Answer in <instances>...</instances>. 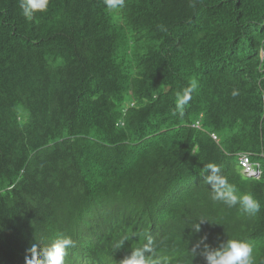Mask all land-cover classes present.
<instances>
[{
	"label": "trees",
	"instance_id": "trees-1",
	"mask_svg": "<svg viewBox=\"0 0 264 264\" xmlns=\"http://www.w3.org/2000/svg\"><path fill=\"white\" fill-rule=\"evenodd\" d=\"M19 2L0 0V264H25L58 234L73 241L65 264H116L136 248L117 247L116 221L170 235L161 263L205 264L204 244L242 236L264 264V189L255 215L226 209L242 219L233 234L191 228L211 190L195 165L238 175L242 136L264 132V0H49L31 20ZM240 57L244 74L227 77ZM154 95L166 125L134 129L132 103Z\"/></svg>",
	"mask_w": 264,
	"mask_h": 264
},
{
	"label": "clouds",
	"instance_id": "clouds-1",
	"mask_svg": "<svg viewBox=\"0 0 264 264\" xmlns=\"http://www.w3.org/2000/svg\"><path fill=\"white\" fill-rule=\"evenodd\" d=\"M48 3L49 0H20L19 9L24 18L31 20L37 13L46 12ZM106 3L108 7L116 8L122 7L124 0H106ZM260 53L262 57L264 55V50L261 49ZM233 59L234 61L229 66L227 77L244 74V68H247L243 66L242 57ZM189 93L190 90H186L178 97L176 105L177 113L178 107H182L190 99ZM157 101V97L154 95L152 97L149 96L148 99L144 98L141 104L132 103L133 111L142 114L138 120L134 118L135 116H132L134 122L131 124L139 123V125H135L136 128L134 129H146L155 127V125H166L162 123L155 113V108L158 106ZM137 105L143 106L139 107ZM124 111L126 112L127 109L124 108ZM179 124L185 126L186 122L183 120L180 121ZM187 125L195 129L200 128L199 123L194 124L191 122ZM129 126L130 124L127 127ZM132 130H130V132ZM262 131L261 129L254 132L253 129L242 136L243 142L241 145H245V147H240L235 150L238 175H234L231 171L229 175H225V172H221L219 166L214 163H209L210 160L195 165L200 167L201 172L199 176L201 180L204 181L202 184H209L211 190L208 191L209 196L203 198V203L207 211L201 215L202 218L194 221L191 225L194 232H199L200 225L205 221H209L220 228L223 233L233 234L238 229H231L241 223L242 219L236 215V212L226 213V209L229 210L239 206L240 213L243 212L250 216L259 212L260 204L254 199L251 192L255 191L258 187L264 189V179H262L263 170L261 169L263 165L260 161L264 159V132ZM209 135L211 139H215L213 134L210 133ZM214 142L217 143L218 140L216 139ZM195 149L199 150L196 146ZM170 169L175 175H178L180 166H173ZM131 174V178L134 181L140 180L142 175L141 172ZM121 226L118 227L116 221L113 226L109 227L110 230H112V228L117 229L118 238L121 240L117 247L123 246L125 240L126 244L136 248L130 252L124 249L114 251L113 258L116 264H171L157 261V252L163 245L171 241L170 235L166 234L161 229L158 230L156 225L151 222H146L141 225L133 224ZM137 230H143L141 237L137 234ZM85 238L88 242L94 243L93 232L87 234ZM140 238L141 242L137 245V240ZM246 240H248V237L242 236L228 239L218 248H210L207 244H204L200 254L203 256L205 264H253V246ZM72 245L73 241L71 237L65 236L64 234H58L55 239L44 247L34 243L28 250L29 255L25 257V264H65V257L68 254L67 250ZM199 247V244L196 245L192 249V254L195 253Z\"/></svg>",
	"mask_w": 264,
	"mask_h": 264
},
{
	"label": "bare ground",
	"instance_id": "bare-ground-1",
	"mask_svg": "<svg viewBox=\"0 0 264 264\" xmlns=\"http://www.w3.org/2000/svg\"><path fill=\"white\" fill-rule=\"evenodd\" d=\"M192 240V239H191ZM262 240V239H261ZM190 249V248H189ZM262 249V248H261ZM198 251V250H197ZM196 258V257H195ZM204 259V258H203Z\"/></svg>",
	"mask_w": 264,
	"mask_h": 264
}]
</instances>
